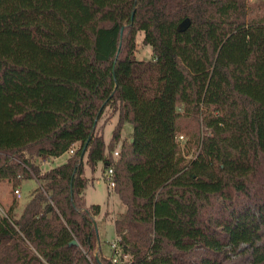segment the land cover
Instances as JSON below:
<instances>
[{
  "label": "trees",
  "instance_id": "obj_1",
  "mask_svg": "<svg viewBox=\"0 0 264 264\" xmlns=\"http://www.w3.org/2000/svg\"><path fill=\"white\" fill-rule=\"evenodd\" d=\"M258 10L247 0H0V180L37 182L18 216L16 202L0 216V264H112L96 253L100 205L84 198L86 167L99 163L113 167L125 206L113 226L129 264H264ZM139 33L148 60L134 57ZM72 147L55 167L35 162Z\"/></svg>",
  "mask_w": 264,
  "mask_h": 264
},
{
  "label": "rangeland",
  "instance_id": "obj_2",
  "mask_svg": "<svg viewBox=\"0 0 264 264\" xmlns=\"http://www.w3.org/2000/svg\"><path fill=\"white\" fill-rule=\"evenodd\" d=\"M247 2L251 5L259 6V15L264 14V0H247ZM137 48L134 54V57L139 60H148L152 57L151 55V47L149 45H144L142 43V33L137 34L136 36ZM110 111L107 110L103 114V116L99 119L98 124H102L105 122V119H109L108 115ZM115 125V120L112 123H107L104 126V138L105 141L108 142L111 137V132ZM131 124L126 122L123 125L122 134L125 141L128 140L130 134L127 132L131 131ZM199 129L201 131V135L203 134V128L201 124H199ZM193 130V128H192ZM195 130L196 126H195ZM184 136V139L180 142V150L183 154H186L187 148L189 150V155L187 158H190L194 154L195 143L193 142V137L190 138L188 134L181 133ZM192 139V141H191ZM189 140V141H188ZM189 142V143H188ZM117 151L118 155H114V152ZM120 152V144H116L111 150H109V154L113 158V160H117ZM70 157L68 152L62 154L59 157H51L46 161H41L40 159H35V162L40 165V169L42 171L55 167L63 162H65ZM104 169H102V165L98 164L94 172H91L90 169L86 167L85 174L88 178L93 179L89 181L87 187L85 189L84 198L86 204H99L101 213L94 218L95 222L98 224V234H99V247L96 250L97 256H103L106 258H110V248L109 244L117 239V235L114 231L113 223L114 221L121 216V214L125 211L124 204L120 201L118 195L115 192L114 188H110L107 185V182L104 178ZM21 190V198L19 200L14 198L13 195V184L8 180H0V204L4 207L5 210H8L9 206L16 202L14 207V216H18V211H20L26 202L30 198V194L37 187V182L35 179H24L19 184Z\"/></svg>",
  "mask_w": 264,
  "mask_h": 264
},
{
  "label": "built area",
  "instance_id": "obj_3",
  "mask_svg": "<svg viewBox=\"0 0 264 264\" xmlns=\"http://www.w3.org/2000/svg\"><path fill=\"white\" fill-rule=\"evenodd\" d=\"M184 139V136L182 134H179L177 136V140L181 142ZM68 153L71 155L73 154V147L68 150ZM114 155H118V152L115 151ZM104 178L105 181L107 182L108 187L113 188L115 186V181H114V172H113V167L108 166L104 170ZM13 195L14 198L19 200L21 198V190L20 187L17 186L13 188ZM0 216L7 217V210L4 209V207L0 204ZM109 248L111 250V255H110V260L112 264H129L131 260V256L127 253H124L122 249L118 245V237L117 239L113 240L109 244Z\"/></svg>",
  "mask_w": 264,
  "mask_h": 264
},
{
  "label": "crops",
  "instance_id": "obj_4",
  "mask_svg": "<svg viewBox=\"0 0 264 264\" xmlns=\"http://www.w3.org/2000/svg\"><path fill=\"white\" fill-rule=\"evenodd\" d=\"M114 120H115V123H116V116H113L109 121H107V123H112ZM99 123H100V122H99ZM107 123H106V124H107ZM124 124H125V123H124ZM99 125H100V124H99ZM104 126H105V125H104ZM131 132H132V126H131V131H130V132H127V133L131 135ZM103 133H104V129H103ZM123 137H124V136H123V134L121 133V140L124 139ZM129 138H130V136L128 137V139H129ZM118 144H120V142H119ZM99 164L102 165V163H99ZM102 166H103V165H102ZM18 186H19V185H18ZM86 203H87V202H86ZM21 210H22V209H21ZM21 210L17 212L18 215L20 214Z\"/></svg>",
  "mask_w": 264,
  "mask_h": 264
}]
</instances>
